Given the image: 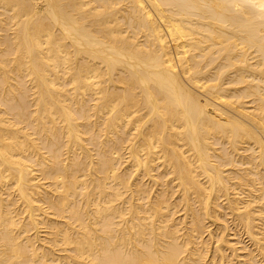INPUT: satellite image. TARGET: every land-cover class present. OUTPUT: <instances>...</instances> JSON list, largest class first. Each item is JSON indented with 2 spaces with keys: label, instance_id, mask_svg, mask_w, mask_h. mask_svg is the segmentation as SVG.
<instances>
[{
  "label": "bare ground",
  "instance_id": "obj_1",
  "mask_svg": "<svg viewBox=\"0 0 264 264\" xmlns=\"http://www.w3.org/2000/svg\"><path fill=\"white\" fill-rule=\"evenodd\" d=\"M0 264H264V0H0Z\"/></svg>",
  "mask_w": 264,
  "mask_h": 264
}]
</instances>
